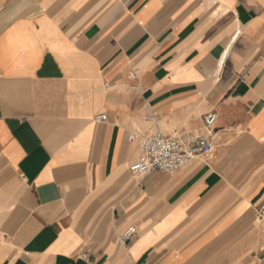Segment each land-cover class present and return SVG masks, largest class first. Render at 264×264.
Returning <instances> with one entry per match:
<instances>
[{
	"label": "crops",
	"instance_id": "1",
	"mask_svg": "<svg viewBox=\"0 0 264 264\" xmlns=\"http://www.w3.org/2000/svg\"><path fill=\"white\" fill-rule=\"evenodd\" d=\"M0 264H264V0H0Z\"/></svg>",
	"mask_w": 264,
	"mask_h": 264
},
{
	"label": "built area",
	"instance_id": "2",
	"mask_svg": "<svg viewBox=\"0 0 264 264\" xmlns=\"http://www.w3.org/2000/svg\"><path fill=\"white\" fill-rule=\"evenodd\" d=\"M97 121H106V115H100ZM217 115L209 113L204 119V134L185 139L172 138L158 131L143 140L141 156L135 161L130 172L133 176L144 179L153 173L171 174L192 164L200 157L211 156L214 152L213 129ZM135 136H131L133 140ZM136 233L135 227H129L122 235V241L130 240Z\"/></svg>",
	"mask_w": 264,
	"mask_h": 264
},
{
	"label": "rangeland",
	"instance_id": "3",
	"mask_svg": "<svg viewBox=\"0 0 264 264\" xmlns=\"http://www.w3.org/2000/svg\"><path fill=\"white\" fill-rule=\"evenodd\" d=\"M213 155V154H212ZM211 155V156H212ZM254 222V231H255V233H257L258 232V230H259V221H258V219L257 218H255L254 220H253ZM244 238H245V235H240L239 234V236H238V245H241V243H242V240H244ZM240 249V248H239ZM239 255H240V252H239Z\"/></svg>",
	"mask_w": 264,
	"mask_h": 264
},
{
	"label": "bare ground",
	"instance_id": "4",
	"mask_svg": "<svg viewBox=\"0 0 264 264\" xmlns=\"http://www.w3.org/2000/svg\"><path fill=\"white\" fill-rule=\"evenodd\" d=\"M223 64V63H222ZM254 222V221H253Z\"/></svg>",
	"mask_w": 264,
	"mask_h": 264
}]
</instances>
